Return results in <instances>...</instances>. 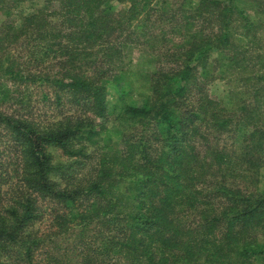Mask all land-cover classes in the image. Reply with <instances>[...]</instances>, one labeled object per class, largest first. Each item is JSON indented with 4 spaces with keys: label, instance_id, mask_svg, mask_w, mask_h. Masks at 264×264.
Wrapping results in <instances>:
<instances>
[{
    "label": "trees",
    "instance_id": "1",
    "mask_svg": "<svg viewBox=\"0 0 264 264\" xmlns=\"http://www.w3.org/2000/svg\"><path fill=\"white\" fill-rule=\"evenodd\" d=\"M261 7L0 0L1 11L19 13L0 36V264H45L51 235L95 223L109 235L102 254L123 262L83 264H264V192L233 187L242 175L234 152L214 144L237 127L228 113L239 106L227 108L208 85L239 75L264 95V59L256 68L247 57ZM153 14L184 17L171 27L176 39L143 22ZM29 35L45 42L30 58L38 71L8 46ZM149 41L153 67L142 68L130 54ZM250 66L258 71L243 76ZM25 83L42 88L47 118L9 109L11 86ZM111 84L121 86L113 103ZM263 140L264 128L255 147Z\"/></svg>",
    "mask_w": 264,
    "mask_h": 264
},
{
    "label": "rangeland",
    "instance_id": "2",
    "mask_svg": "<svg viewBox=\"0 0 264 264\" xmlns=\"http://www.w3.org/2000/svg\"><path fill=\"white\" fill-rule=\"evenodd\" d=\"M176 1L180 2V0H170L171 4H176ZM118 9L124 10L125 8H120L119 6ZM257 10L259 13V24L256 32V42L250 44L252 46L249 48V54H252V56H247L250 60L254 61L253 64H256V68L259 67L260 59H264V7L257 8ZM18 16V12L8 15L5 11L0 10V36H4V32L8 29V22H12ZM160 20V18L157 20L156 15L153 14L150 18L149 16L146 17L143 22L148 26H152V29L156 31L165 26L167 36H174L175 39L177 38V34H173L171 27L178 25L180 22L181 24L185 22L182 15L175 16L168 21L162 22ZM58 23L59 20L54 19L53 25H57ZM200 25L208 27V24H203L202 22ZM166 40L165 44H173L171 39ZM44 43L43 40L36 39L34 35H29L20 37L16 43L12 41V44L8 46H10L11 53L18 60L28 62L26 64L28 69L38 71L41 70L39 69L40 67L37 66V63H34V58L32 60L30 58L32 51ZM151 43L152 41H149V43H146L149 45L139 46L141 48L136 47L131 54L129 53L136 61L142 62V68L149 67L154 63H148L147 60L149 52H152ZM154 53L157 54L156 51ZM213 58L219 59L220 54L215 53ZM162 62H165V59ZM162 62L159 63L162 64ZM50 64L51 66L49 67ZM50 64L45 63L43 70L49 71L53 67L52 61ZM256 68L252 66L246 68L243 76H248L252 70L256 71ZM215 76H221L220 66L216 68ZM238 78H240L239 75L234 76L232 79L226 76L223 78L217 77L208 84L211 95L218 99L224 97V105L227 108L235 110L239 106V110L236 112L230 111L228 113V116H232L236 120L237 127H233L231 128L232 130L222 134L214 144L220 148L234 152L233 158L239 165L237 166L242 175L232 183L233 187L241 188L246 193L252 191L264 192V140L262 145L255 147L261 129L264 128V95L262 93L261 97L253 96L252 93L248 92V84L246 82H237ZM261 84L263 85L264 82H261ZM37 86L26 83L12 85L11 92L13 98L11 103H8L9 109H20L22 112L31 113L34 117L41 119L47 118L49 114H52V109L43 101L42 88ZM119 88L121 86L115 88V84L110 85V102H115ZM240 90H242L243 97H241ZM257 105H259L258 109ZM2 147L3 145H0V150ZM201 149L204 150V148ZM108 236L102 223L92 224L83 230L74 227L68 232H62L59 235L53 234L47 241L48 247L42 252L40 259L46 258L44 253H48L45 264H83V260L89 261L92 259L91 262H93V258H96L97 261L119 260L122 263L123 259H118L114 254H106V256L102 254L104 243L106 244ZM97 263L100 264V262Z\"/></svg>",
    "mask_w": 264,
    "mask_h": 264
}]
</instances>
